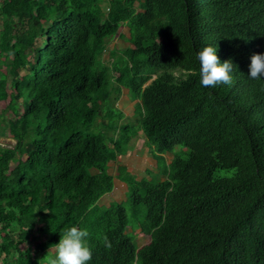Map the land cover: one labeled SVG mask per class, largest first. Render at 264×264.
Returning <instances> with one entry per match:
<instances>
[{"label": "trees", "instance_id": "obj_1", "mask_svg": "<svg viewBox=\"0 0 264 264\" xmlns=\"http://www.w3.org/2000/svg\"><path fill=\"white\" fill-rule=\"evenodd\" d=\"M122 24L129 46L103 63ZM205 46L237 66L231 86H201ZM254 53H264V0H0V99L11 96L0 128L16 139L0 142V264H46L73 226L89 233L88 264H264ZM122 88L136 125L113 105ZM138 131L157 170L137 178L117 164L112 175ZM115 177L125 199L100 204Z\"/></svg>", "mask_w": 264, "mask_h": 264}, {"label": "rangeland", "instance_id": "obj_2", "mask_svg": "<svg viewBox=\"0 0 264 264\" xmlns=\"http://www.w3.org/2000/svg\"><path fill=\"white\" fill-rule=\"evenodd\" d=\"M103 8L106 9L107 4L104 2L102 4ZM128 37V27L126 24H122L117 33L107 41L104 51L101 54V60L103 63H110L112 60L110 52L112 50L116 52H121L124 48L129 46L127 41ZM9 61V58H4L2 54H0V70L3 71L5 69V63ZM3 76L0 74V93L4 91L5 84L2 78ZM5 80L8 82L10 77H6ZM11 100V96L7 95L5 99H0V123L7 124L9 123V117L11 116V110L7 108V104ZM134 102L128 95L127 90L125 88L121 89V94L116 101H113V105L115 108L119 109L123 113V118L121 122L129 123V124H137V115L134 112ZM14 122V120H13ZM12 122V123H13ZM0 135H5L3 132V128H0ZM0 142L4 143H12V141L0 140ZM150 147L146 143L145 136L141 131L131 138L128 143L127 152L124 155L118 157L117 162H113L109 164L108 171L112 174H116V165L123 164L126 166L127 170L134 174L137 178L142 176H147L146 169H150L153 172L157 170L155 159L152 157L150 151ZM164 157L167 161H169L171 154L165 153ZM154 175V174H153ZM162 176H160L161 178ZM125 184L118 180L116 177L114 178V186L112 191L105 193L99 199L100 204H108L110 201H121L125 199ZM143 215V214H142ZM130 227V226H129ZM129 233H134L136 237V242L138 245H142L148 241L146 235H144L139 229H133L132 227L128 230ZM14 235V234H13ZM5 241V236L0 235V241ZM36 241L30 242L27 246L31 249H34ZM50 248V247H49ZM50 252H54V249H49ZM40 251V250H39ZM4 254L0 256V262L3 259ZM10 260L9 258L7 259Z\"/></svg>", "mask_w": 264, "mask_h": 264}, {"label": "clouds", "instance_id": "obj_3", "mask_svg": "<svg viewBox=\"0 0 264 264\" xmlns=\"http://www.w3.org/2000/svg\"><path fill=\"white\" fill-rule=\"evenodd\" d=\"M217 47L205 46L196 53V59L200 68V84L206 88H215L218 85H229L233 83L232 73L237 66L231 59L220 62L217 56ZM248 77L253 80L264 78V53H254L250 57ZM89 233L87 229L71 227L60 235L57 244L50 246L54 254L46 255L43 259L46 264H88L92 259V251L87 245ZM106 248H111V242L107 236L103 238ZM49 248V249H50ZM132 264H141L139 256L135 257Z\"/></svg>", "mask_w": 264, "mask_h": 264}, {"label": "water", "instance_id": "obj_4", "mask_svg": "<svg viewBox=\"0 0 264 264\" xmlns=\"http://www.w3.org/2000/svg\"><path fill=\"white\" fill-rule=\"evenodd\" d=\"M6 140V141H12V143L16 142L15 138H11L10 136L7 135H0V140Z\"/></svg>", "mask_w": 264, "mask_h": 264}]
</instances>
